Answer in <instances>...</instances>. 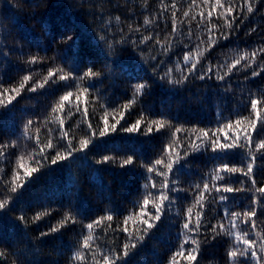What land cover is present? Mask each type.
I'll return each mask as SVG.
<instances>
[{"label":"trees","instance_id":"16d2710c","mask_svg":"<svg viewBox=\"0 0 264 264\" xmlns=\"http://www.w3.org/2000/svg\"><path fill=\"white\" fill-rule=\"evenodd\" d=\"M223 2L227 4L228 0ZM232 2L236 4L234 14L239 17L236 23L240 27L228 40H221L204 53L197 74L210 65L225 67L214 70L211 79L202 81L194 75L182 85H170L161 81L157 74L163 75L167 68H174L178 61L183 67L185 51L195 49L197 45L207 48V28L210 25L207 19L201 28H197V23L201 19V12L207 18L214 0H209V5L197 0L199 7H189L192 0H175L176 8L171 7L173 0H0V79L5 87L18 85L22 77L28 74L33 76V81L41 80L50 68L56 66L68 70L73 64H78V75L89 66L102 73V82H98L95 89H90L91 94L81 104V112H76L73 107L72 117L67 118L66 112L59 114L65 118V128L75 137L74 142L78 143L87 131V124L83 123L84 108L90 114L93 126L103 127L101 117L104 108L101 104L110 108L120 107L126 100L132 99L133 85L136 83L147 82L149 88L126 114L127 123L124 126L134 123L142 110L146 114L150 112L152 119L163 117L169 122L168 127L151 135H145L143 131L126 133L118 130L105 137L97 136L86 152L76 153V158L48 166L34 174L35 178L17 196L8 193L17 159L23 156L26 164L35 166L29 154L38 151L34 141L23 136L24 124L32 119L35 125L30 130L31 135L35 136L39 128L42 142L47 143L48 130L59 127L58 123L50 122L53 115L51 109L68 89L53 86L36 93L25 91L9 106L10 110L0 109V143L11 145L13 141L17 142V146L6 149L5 158H0V199L13 196L9 205L0 211V249L7 253V264H13V261L16 264H69L73 251L79 246L81 233L87 231L85 224L108 213L113 214L112 227L115 229L130 212L139 211L138 201L145 194L143 186L148 175L142 164H151L161 157L165 145L174 142L176 127L183 125L185 129L176 134L182 141L178 149L182 154L183 150L188 149L189 139H195L200 129L214 131L231 121L233 128L224 129L219 135L221 139L225 133L234 138V134H239L248 125V120H243L237 129V119L255 118L251 113V99L264 100V72L252 77V69L243 67L248 63L246 60L224 81H218L215 76L223 74L227 70L226 65L239 55L247 52L251 60L252 51L264 47V0H249L254 6V12L250 14L244 0ZM185 11L189 12V17H184ZM173 12H176L177 26L182 29L183 36L172 34ZM218 12L213 13L212 23L228 31L224 27V19L218 18ZM192 16L196 19L192 20ZM145 18L150 21L147 25L144 24ZM136 28L140 31L136 32ZM189 29L193 33L191 42L186 38ZM68 35L75 40L72 49H68L72 41L65 43L61 40V37ZM102 35L112 44L111 49L99 40ZM145 35H152L153 39L140 44V39ZM157 36L165 46L172 42V50L167 55L155 43ZM201 40L205 43L201 44ZM186 43L189 49L184 47ZM4 53H8L7 56ZM37 53L47 59L32 65L30 73L25 61ZM60 57H64V60ZM259 66H264V55L256 58L253 68L259 71ZM174 75L178 77L180 73ZM95 97L100 99L96 100ZM72 99L74 101L75 98ZM258 107L264 109V103ZM109 120L114 122L111 114ZM193 129L197 131L194 133ZM54 136L58 137L59 132H54ZM54 154L51 152V155ZM104 156L115 157L117 163L97 164L96 161ZM128 156L133 157L134 164L120 168L119 162ZM257 157L255 179L259 186L264 183V158L259 153ZM249 160L247 149L236 148L226 154L201 149L192 153L187 162L181 161L183 167L174 177L177 186L182 189L175 194L178 199L169 205L157 227L127 258V264H168L172 253L178 250L183 240L182 223L188 208H193V217L197 211H201L195 205L196 185L202 189L207 181L211 187L214 169L222 163L246 168ZM20 176H23L22 171ZM155 178L163 181V177ZM231 181L235 182L234 187H241L239 182L244 181L243 186L251 188V181L239 173L232 175ZM222 183L224 181H216L217 185ZM253 191L225 194L229 200L223 203L218 198L213 200V196L217 195L214 191L212 196L207 197L203 209L204 227L197 237L202 241L199 264H228L227 252L234 238L220 235L213 240L205 228L215 224L229 211L242 212L252 206ZM256 195L259 199V194ZM255 206L260 211L255 232H251V236L259 241L264 239V203ZM46 209H51L52 214L33 223V217ZM70 209L78 214L76 224L50 236L40 235L56 225ZM21 215L26 217L27 224L17 219ZM129 227H132L131 222ZM100 236L101 242L108 246L122 247L126 239L123 231L118 230L110 231L107 235L100 233Z\"/></svg>","mask_w":264,"mask_h":264},{"label":"snow or ice","instance_id":"6c2138e0","mask_svg":"<svg viewBox=\"0 0 264 264\" xmlns=\"http://www.w3.org/2000/svg\"><path fill=\"white\" fill-rule=\"evenodd\" d=\"M203 4L209 5V0H203ZM193 5L197 7L200 6L197 0H192L189 7ZM244 6L247 9V13L250 14L254 12V6L252 3H249V0H244ZM171 7L176 8L175 0H173ZM210 7L211 11L207 13V18H205L204 13L201 12V19L197 23V28H201L205 23V19H207V23L210 25V27L207 28V48H201L197 45L195 49H189V44L186 43L184 47L189 50L184 52L182 58L183 67L181 62L178 61L174 68H167L163 75L157 74L161 81H166L170 85H182L194 75L195 78L203 81L205 79H211L214 70L219 71L221 68L225 67V65H210L206 70H202L197 74V69L198 66L201 65L204 53L218 45L221 40H228L236 29L240 27V24L236 23L239 17L234 14L236 4L233 3L232 0H228L227 4H225L223 0H214V3H212ZM218 9L220 10L219 12ZM241 11H243V9H241ZM217 12L218 18L224 19V27L227 28L228 31H223L218 25L212 23L213 13ZM183 15L184 17H189V12L185 11ZM172 16V34L175 35L179 33L183 36L184 33L182 29L177 26L176 12H173ZM229 17L231 19H229ZM244 18L247 19V16ZM116 19L119 20V17ZM191 19L195 20L196 17L192 16ZM149 23V19L145 18L144 24L147 25ZM242 23L243 20H241V24ZM129 27L131 29V25ZM135 31L139 32L140 29L136 28ZM252 31H255V29H252ZM192 35L191 29H189L186 37L189 42L192 40ZM152 39V35H145L140 39L139 43L144 44ZM61 40L65 43L72 41V43L68 44V49L75 47V40L71 35L61 37ZM99 40L105 42L109 49L112 48V44L107 42L105 36H100ZM155 43L160 45L165 55L172 50L173 44L171 41L165 46L157 36ZM200 43L203 44L205 41L201 40ZM44 51L47 50L45 49ZM7 54L8 53H4L5 56H7ZM261 55H264V47L253 50L251 53V60L248 59L249 54L245 52L239 55L237 59L227 64V70L221 75H216L215 78L218 81H224L234 69H237L238 65H241L242 61L246 60L248 63L243 67L251 68V76L256 77L260 75L261 72H264V66H259V71L253 68L256 58ZM45 59H47V57H41L39 53L30 56L25 61V63L29 65V72L31 73L32 71V65L39 64ZM60 59L64 60V57H60ZM152 59L155 60L156 57L153 56ZM78 72V64H73L68 70L56 66L50 68L41 80L33 81V76L28 74L22 77V81L18 85L10 87H5L3 80L0 79V109L10 110L9 106L13 105V102L16 101L18 97H21L25 91L36 93L41 89H51L53 86L68 89L59 96L58 101L51 109L53 115L50 122L53 124L58 123L59 127L48 130L49 138L47 143L42 142L39 135V128L36 129L37 134L35 136L31 135L30 130L35 125L32 119H28L24 124L23 136L30 141H34L35 148L38 149V151L29 154V158L35 166L26 164L23 156L18 158L16 169L12 173L8 193L17 194V196L22 194V190L26 187L27 183L35 178L34 174L39 173L41 169L48 166L58 165L61 162L74 159L76 158V153L86 152L97 136L105 137L118 130L126 133H138L143 131L145 135H151L154 131L160 132L162 129L169 126V122L165 118L152 119L150 118L151 113L148 112L146 114L145 110L141 111L139 118H137L134 123L126 127L124 126L127 123L125 119L126 114L130 113L139 98L146 94V89L149 88L147 82H141L133 85L132 99L126 100L120 107L110 108L101 104V107L104 108V113L101 117L103 127H94L91 122L90 114L87 109L84 108L82 112L83 123L87 124V131L85 135L79 139L78 143L74 142L75 137L70 134V130L65 128V118H61L59 114L66 112L67 118H70L73 116V107H75L76 112H81V104L86 100L87 95L91 94L90 89H95L97 83L102 82L100 80L102 73L100 71H95L92 66H89L82 74L78 75ZM174 73H180V75L177 77ZM73 97L75 98L74 101L72 99ZM95 99L99 100L100 97H95ZM261 103H264V100H258L256 98L251 99V113L255 118L249 119L248 117H243L237 119L235 121L237 129H239L243 120H248V125L240 131L239 134H234V138L227 133H225L223 139H221L219 135V133L224 132V129L231 130L233 128V123L231 121L221 125L214 131L200 129V134L196 135L195 139H189L188 149L183 150L182 154L181 151H178L182 141L177 138L176 134L184 132L185 129L183 125L176 127L173 132L174 142L165 145L161 157L154 160L151 164H142V167L146 168L148 175L145 178L146 182L143 186L145 194L143 199L138 201L139 211L130 212L129 215L124 217L122 224H117L115 229L112 227L113 214L108 213L85 224L84 228L87 231L81 233L79 246L73 251L69 264H127V258H129L133 251L145 241L151 231L157 227L158 223L166 214L169 205L178 199V195L175 194H178L182 189L177 186V181L174 177L175 173L183 167L181 161L187 162V158L192 153L199 152L201 149L205 151L210 150L213 153L226 154L230 150L236 148L247 149L250 160L246 163V168L235 165L230 166L229 163H222L214 169L215 174L211 176V187L207 181L203 183L202 189L199 185H196L195 205H198L201 211H197L195 217H193V208H188L182 223L181 235L183 236V240L178 250L172 253L168 264H182V262L183 264H199L202 241L197 237L200 235L201 228L204 227L203 209L206 206L205 201L208 196H212L213 191L217 194L213 196V200L218 198L219 202L223 203L229 200V196L225 194L253 190L252 206L246 207L242 212H227V214L221 217L215 224H209L208 227L205 228V231L211 233V238L213 240L220 235H227L234 238L227 252L228 264H264V239L258 241L257 239H252L251 236V232H255L257 216L260 211L255 205L264 203V183H260L258 186V182L255 179V166L258 159L257 153L260 154V157L264 158V138H261L264 137V109L258 107ZM110 114L114 122H110ZM122 121L124 123H121ZM196 131L197 130L193 129L194 133ZM54 132H59V136H54ZM10 146H17V142L13 141L11 145L7 142L0 143V158L6 157V149ZM51 152H55V154L51 155ZM216 158L222 159L221 157ZM109 162L116 164L117 160L115 157L104 156L101 160L96 161L97 164ZM133 164V157L128 156L126 159L119 162V167L125 168ZM0 171H2V169H0ZM20 171L23 172L22 177L20 176ZM237 173L247 177V179L251 181V188L244 187V181L239 182L242 185L241 187L233 186L235 182L231 181V176ZM225 174L228 175L226 176ZM157 176L163 177V181H157L155 178ZM216 181H224V183L217 185ZM256 194H259V199ZM12 199V195L0 199V211L4 210ZM51 214V209L38 212L33 217V223ZM17 219L27 224V219L24 215L17 217ZM77 222L78 214L70 209L65 212L56 225L45 232H41L40 235L42 237L50 236L53 233L60 232L62 228L74 225ZM130 222L132 225L131 228L129 227ZM241 225L245 227H241ZM117 230L123 231L126 236L122 247H117L116 245L108 246L106 243L101 242L100 233L107 235L108 232ZM186 233L190 235H185ZM257 236H259L258 233ZM186 245L191 246L186 247ZM240 245H243V247ZM6 257V251L0 249V264H7ZM177 257L181 259L178 260ZM13 264H16V262L13 261Z\"/></svg>","mask_w":264,"mask_h":264}]
</instances>
